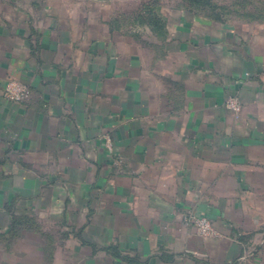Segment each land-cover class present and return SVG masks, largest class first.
Masks as SVG:
<instances>
[{"label": "crops", "instance_id": "1", "mask_svg": "<svg viewBox=\"0 0 264 264\" xmlns=\"http://www.w3.org/2000/svg\"><path fill=\"white\" fill-rule=\"evenodd\" d=\"M80 13L0 22V264H264V28Z\"/></svg>", "mask_w": 264, "mask_h": 264}, {"label": "rangeland", "instance_id": "2", "mask_svg": "<svg viewBox=\"0 0 264 264\" xmlns=\"http://www.w3.org/2000/svg\"><path fill=\"white\" fill-rule=\"evenodd\" d=\"M50 9L63 21L73 12L72 25L83 24L80 12H84L93 25L122 26L123 33H128L130 26L129 32H134L139 42L149 37L147 25H172L181 19L242 33H259L264 28V0H0V22L44 25ZM30 97L31 91L28 100Z\"/></svg>", "mask_w": 264, "mask_h": 264}, {"label": "built area", "instance_id": "3", "mask_svg": "<svg viewBox=\"0 0 264 264\" xmlns=\"http://www.w3.org/2000/svg\"><path fill=\"white\" fill-rule=\"evenodd\" d=\"M2 95L3 99L8 102L22 103L28 100L30 90L26 85H23L16 80H9L3 90ZM225 105L235 115H238L240 112V103L236 97H229L226 100ZM104 147L108 153H112L113 145L109 138L104 139ZM183 219L184 223L191 225L200 237L213 238L217 236V233L207 218L189 214Z\"/></svg>", "mask_w": 264, "mask_h": 264}, {"label": "trees", "instance_id": "4", "mask_svg": "<svg viewBox=\"0 0 264 264\" xmlns=\"http://www.w3.org/2000/svg\"><path fill=\"white\" fill-rule=\"evenodd\" d=\"M149 26V31L156 34L157 36H164L165 34V25H147Z\"/></svg>", "mask_w": 264, "mask_h": 264}]
</instances>
